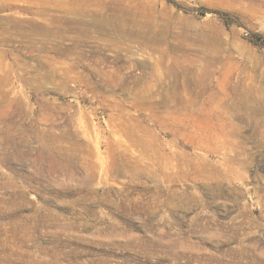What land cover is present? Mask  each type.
<instances>
[{
    "label": "rangeland",
    "instance_id": "obj_1",
    "mask_svg": "<svg viewBox=\"0 0 264 264\" xmlns=\"http://www.w3.org/2000/svg\"><path fill=\"white\" fill-rule=\"evenodd\" d=\"M134 2L145 30H163L189 68V80L181 75L176 89L140 37L117 39L122 26L104 33L91 24L79 39L63 27L60 34L26 33L28 21L38 19L34 10H65L0 0V264H264V0ZM155 65L157 77H149ZM205 66L212 85L203 88L196 80ZM99 70L125 79L112 88ZM139 77L156 94L151 105L135 104ZM241 81L254 83L251 95L263 113L231 120L219 98L227 101ZM168 90L179 93L177 105ZM111 95L147 131L133 119H111L114 102L104 100ZM176 108L177 118L170 117ZM162 118L181 120V128ZM124 122L156 148L133 145ZM223 132L242 140L239 157L233 141L222 146ZM116 139L131 144L134 159L120 169L106 160V141L118 145Z\"/></svg>",
    "mask_w": 264,
    "mask_h": 264
},
{
    "label": "bare ground",
    "instance_id": "obj_2",
    "mask_svg": "<svg viewBox=\"0 0 264 264\" xmlns=\"http://www.w3.org/2000/svg\"><path fill=\"white\" fill-rule=\"evenodd\" d=\"M31 1V0H30ZM32 1H35L36 0H32ZM41 4H44V6H47V5H52L54 7H59L60 9L62 8L64 11V13L62 14H55V13H51V12H45L43 10H39V9H36L34 10V14L37 15L38 19H31L29 20V29L25 30L26 33H32V34H37L39 35L38 33H40V31L43 32V30H45L46 32L45 33H49L50 35L51 34H56V33H61V31L59 30L60 27H63L64 28V31L67 30V32L70 34V36H72L73 38H83L84 36H89V27H91L90 25L92 24L94 27H96L97 29L103 31L104 33H106V31L109 29V31L115 29L117 27V25H119L120 27L122 26L123 30L121 31V34H119V37H117L118 40L120 41H123L126 43L127 41V38H126V34H130V35H137V37H140V38H137V40H139L138 42H140V45L141 48L144 50V51H152V52H157L158 53V63L162 64L166 73L168 75H171L174 77V87L173 89H176L177 86H179L180 82H181V78L180 76L182 75V77L185 79V81L183 82L184 84L189 80V76H188V67L186 66H183V63L185 62V60H182L180 59V57L178 55H176L173 50L171 49L170 45H169V42H167V39H163L162 37L166 38L164 35H162V31L157 34V33H154L155 31L152 30L150 31V28H148V30L146 31L145 28H144V25L143 23L141 24L142 20L138 19V16H137V12H135L134 10V4L135 2L133 3V0H38ZM39 4V3H38ZM145 4V3H144ZM143 5V4H141ZM0 6L1 3H0ZM138 6V5H137ZM145 7V5H143ZM147 6V5H146ZM155 8V6H154ZM151 9V8H150ZM140 11V10H139ZM146 11V10H145ZM141 12V11H140ZM147 12V11H146ZM145 13V15H147ZM141 14V13H140ZM139 14V15H140ZM35 15V16H36ZM149 15V14H148ZM87 16L89 17V19L87 18ZM150 17H151V14H150ZM149 17V18H150ZM152 18V17H151ZM147 20V19H146ZM15 22V25H17L18 28L20 27H23V22H21L20 20H14ZM28 24V23H27ZM148 24V23H147ZM150 24V23H149ZM25 25V24H24ZM131 28H134V29H131ZM111 29V30H110ZM22 32V31H21ZM157 32V31H156ZM23 30V34H26ZM75 34V35H72V34ZM44 34V33H43ZM58 34V35H59ZM65 34V32H64ZM5 36V34H3ZM172 35V34H171ZM178 35V34H177ZM65 36V35H64ZM63 36V38H64ZM68 36V34H67ZM118 36V35H117ZM185 36V35H184ZM7 37V36H6ZM53 37V35H52ZM49 38V36L47 37ZM170 38V37H169ZM142 39V40H141ZM111 43L112 40L110 39ZM169 41V40H168ZM131 42V41H130ZM113 46L116 45V43L112 44ZM129 45V44H128ZM149 45H154L153 48L149 47ZM33 46V45H32ZM175 46V45H173ZM172 46V48H173ZM41 49V48H40ZM81 55V54H80ZM181 55V54H180ZM82 56V55H81ZM201 65V64H200ZM152 67V66H151ZM154 67V71L155 72H151L149 74V77H153V78H156L157 76V66H153ZM159 70V69H158ZM98 71V69H97ZM210 71V67L209 66H205V68L202 69V71L200 72V74L197 76V80H196V84L200 87H205L207 85H212V84H209L211 83L210 82V75L211 73L209 72ZM51 72V71H50ZM55 73V72H54ZM191 73V72H190ZM66 74V73H65ZM100 74V77L101 78L100 80H102V84H107L108 86H111L112 88L118 84H120V82L125 79V77H123L122 75L120 74H116L117 77H109L106 72H104L103 70H99V73ZM224 74V73H223ZM228 74V73H227ZM52 76V75H51ZM67 76V75H66ZM225 76H226V73H225ZM136 78V77H135ZM68 79V78H67ZM167 79V78H166ZM69 80V79H68ZM83 82H85L86 84L88 85H92L93 82L90 81L88 78H86L84 75L81 79ZM138 82V86L141 85V87L138 89V92H136L134 94V99L135 101H137L135 104H137V106L142 103V104H146V102H149V105H151L153 103V98H155V95L154 93L151 92V89L149 88L150 85L147 83L146 84H143L142 85V82H143V78L139 77L137 78L136 80ZM157 81V80H156ZM159 81V79H158ZM154 82V81H153ZM224 82V81H223ZM124 83V82H122ZM218 84V83H217ZM152 85V84H151ZM128 86V85H127ZM149 86V87H148ZM220 85H218L219 87ZM130 87V86H129ZM148 87V88H147ZM212 87V86H211ZM221 87V86H220ZM226 87V86H225ZM202 88V89H203ZM208 88V87H207ZM131 89V88H130ZM179 89V88H178ZM183 89L184 91H186V87L183 86ZM217 89V88H216ZM225 89V88H224ZM232 89V96L228 99L227 98V101L225 100L226 98H219L220 100L223 99V103L224 105H226V107L228 109L231 108V112H230V118L231 119V115H234L236 117H239L241 119H247V117H252L253 118V115H257V114H261L263 113L262 112V106L259 105H255L254 104V101H253V96L251 95V92L254 90V83H251V84H248V85H245L244 81H241L239 84H236V85H233L231 87ZM205 90V89H204ZM222 90V89H221ZM170 92L168 93H171L172 95V92L171 90H168ZM207 91V90H206ZM205 92V91H204ZM231 93V92H230ZM184 94V93H183ZM203 94V93H202ZM170 95V101L173 102V103H176V105L179 103V99H180V96H179V93L177 92H173V95L171 97ZM228 96V95H227ZM226 96V97H227ZM131 97V96H130ZM162 97L164 98L163 101L167 104L168 103V100L166 99L167 96H165L164 94H162ZM197 97L194 96V97H189L190 101H195ZM105 99H108V100H111L112 102H114V109L115 111L112 112L110 114V118L111 119H116V118H121V121H123L125 118H129V119H133L135 121V123H137L136 125H139L140 126V130L143 132V131H147V128L146 126L143 124V126H141V120H138V119H134V117H131L130 113L126 112L124 109H121L123 107H118L116 106L118 104V102L120 103V101H118L114 95L111 97L110 96H104V100ZM122 100V99H121ZM213 100V99H212ZM127 101V100H126ZM200 101V100H199ZM219 101V100H218ZM184 102V101H183ZM117 103V104H116ZM214 103H215V100L213 103H211V106H214ZM113 104V103H111ZM148 105V104H147ZM148 105V108L151 110L152 109V106H149ZM202 105V104H201ZM216 105V103H215ZM140 106V105H139ZM179 106V105H178ZM209 106V105H208ZM203 107V106H201ZM218 107V106H217ZM182 108V107H181ZM180 108V109H181ZM220 108V107H219ZM222 108V107H221ZM44 109V108H43ZM154 109V108H153ZM213 109V108H210V110ZM149 110V111H150ZM182 110H185L182 108ZM220 110V109H219ZM249 110V111H248ZM157 111V110H156ZM159 111V110H158ZM157 111V112H158ZM186 111V110H185ZM170 112V111H169ZM173 113H175L174 115L170 116V117H173V116H177L176 112L178 113L179 111L177 110V108L175 110L172 111ZM171 112V113H172ZM204 112V111H203ZM213 112V111H212ZM226 112V111H225ZM41 113H43L41 111ZM217 113V111H216ZM222 113V112H220ZM219 113V114H220ZM44 114V113H43ZM213 114V113H212ZM218 114V116H219ZM264 114V113H263ZM158 115V114H157ZM187 115V113H186ZM216 115V114H215ZM224 116V114H222ZM183 116V115H182ZM193 116V115H192ZM199 116V114H198ZM39 116H37L38 118ZM149 117V115H148ZM169 117V114L166 118ZM180 117V116H178ZM184 117V116H183ZM186 117V116H185ZM184 117V118H185ZM200 117V116H199ZM201 117H204V116H201ZM152 118V116H151ZM173 118H177V117H173ZM208 118V117H207ZM211 119H213L214 117H210ZM209 118V119H210ZM55 119V118H54ZM164 118H162L160 121L163 125H167V124H172L178 128H181L179 123H181L180 121L178 122V120H171L169 121L168 119L167 120H163ZM181 119V118H180ZM189 119V118H188ZM41 120V119H40ZM200 120V119H199ZM207 120V119H206ZM215 120V118H214ZM217 120V118H216ZM219 120V119H218ZM232 120V119H231ZM186 121V119H185ZM204 121V120H202ZM209 121H212V120H209ZM208 121V122H209ZM229 121V120H227ZM263 121V120H262ZM55 122V121H54ZM201 122V121H200ZM215 121H213V124ZM220 122V121H218ZM186 123V122H185ZM184 123V125H186ZM189 123V122H188ZM187 123V124H188ZM211 123V122H209ZM222 123V124H221ZM220 125L224 126L223 125V122H221ZM200 124V123H199ZM203 124V123H202ZM217 124V123H216ZM215 124V125H216ZM219 124V123H218ZM230 124L234 125V123H232V121H230ZM258 124V123H257ZM193 126L194 125V122L193 124H191L190 122V126ZM205 125V123L203 124ZM210 125V124H209ZM219 125V126H220ZM256 125V123H255ZM259 125H262V124H259ZM258 125V126H259ZM212 126V125H211ZM237 126V124H236ZM235 126V127H236ZM186 127V126H185ZM195 127V126H194ZM205 128V126H203ZM208 127V126H207ZM213 127V126H212ZM232 127V126H231ZM260 127V126H259ZM188 128V127H187ZM190 128V127H189ZM203 128V129H204ZM215 128V127H214ZM217 128V127H216ZM245 128V127H244ZM122 129L123 131L129 136L131 137V139L133 140V145L135 146H139L141 150L143 151H146L147 149H150V151H152L154 148L155 145H154V142L151 141L149 143H147L145 140H143V138H141L140 136H142V134L140 133V136L133 130V127L128 125L126 122L122 123ZM177 129V128H176ZM185 129V128H184ZM199 129H202L201 127V124H200V127ZM198 129V130H199ZM207 129V128H206ZM213 129V128H212ZM220 129H222L220 127ZM219 129V130H220ZM225 129V127H224ZM229 129V128H228ZM232 129V128H231ZM234 130L235 129H239L238 127L237 128H233ZM232 129V130H233ZM254 129V128H253ZM259 129V128H258ZM136 130V129H135ZM138 130V131H140ZM188 130H191V129H188ZM197 130V128H196ZM211 130V129H209ZM208 130V131H209ZM216 130V129H215ZM226 130V129H225ZM233 130V131H234ZM183 131V130H181ZM206 131V130H204ZM207 131V132H208ZM222 131V130H221ZM237 131V130H236ZM235 131V132H236ZM77 132V131H76ZM195 132V131H193ZM198 132V131H197ZM211 132V131H210ZM255 132V131H254ZM212 133V132H211ZM214 133V131H213ZM217 133V132H216ZM221 133V132H220ZM224 133V132H223ZM242 133V132H241ZM178 134V133H176ZM198 134V133H197ZM203 134V133H202ZM200 134V135H202ZM219 134V133H218ZM226 134V137L230 136L231 134L229 132H226L224 133ZM150 135L154 136V134L150 131ZM189 135V134H187ZM212 135V134H211ZM214 135V134H213ZM184 136V135H183ZM204 136V134H203ZM209 136V134H208ZM218 136V135H217ZM216 136V137H217ZM225 136V135H224ZM155 137V136H154ZM188 137V136H186ZM191 138V136H189ZM197 137V136H195ZM206 137V136H205ZM215 137V136H214ZM219 137V136H218ZM225 137V138H226ZM198 138V137H197ZM210 138V137H209ZM76 139V138H74ZM211 139V138H210ZM215 139V138H214ZM220 139V137H219ZM223 139V138H222ZM83 140V139H82ZM138 140V142H137ZM154 140V139H153ZM193 140V139H192ZM196 140V139H195ZM194 140V142H195ZM202 140V139H200ZM204 140V139H203ZM202 140V141H203ZM218 141V139H215ZM221 140V139H220ZM68 141V140H67ZM118 145H115V144H112L111 146L109 145V140L106 141V144H107V152H108V156H106V160L108 159L111 164H113L117 169H120L122 166H125V165H128V163H130L131 160H134L132 157L133 155L130 154V147L131 144L129 145H123V143L121 141H119V139H116L115 140ZM157 141V140H156ZM198 141V140H197ZM233 143L235 144L236 143V155L239 157L241 154H242V148L239 149V145H241L242 147V140H238V139H233L231 137H228L227 140H224V142L222 141V143H224L222 146H224V148L226 147L227 148V142L230 144V143ZM162 143V141H160ZM199 142V141H198ZM204 142V141H203ZM208 142V141H206ZM215 142V141H214ZM72 143V142H71ZM90 141H88V145H90ZM200 143V142H199ZM198 143V144H199ZM205 143V142H204ZM216 143V142H215ZM81 144L80 142H77L76 145L78 147H81ZM86 144V143H85ZM194 144V143H193ZM207 144V143H206ZM205 144V146H206ZM219 144V143H218ZM217 144V145H218ZM73 145V144H72ZM212 145V144H211ZM75 146V145H74ZM86 146V145H85ZM158 146V145H157ZM161 146V144L158 146V148ZM201 145L199 144V147ZM204 146V145H203ZM210 146V145H208ZM64 147V146H63ZM92 147V146H91ZM90 147V148H91ZM154 147V148H153ZM197 147V146H196ZM198 147V148H199ZM202 147V146H201ZM211 147V146H210ZM209 147V148H210ZM89 148V149H90ZM205 148V147H204ZM207 148V147H206ZM218 148V147H217ZM244 148V147H243ZM49 149V148H48ZM66 149V148H65ZM86 149V148H85ZM162 149V147H161ZM212 149V148H211ZM51 150V148H50ZM166 150V149H165ZM165 150H164V153H165ZM210 150V149H209ZM226 150V149H225ZM55 151V150H54ZM70 151V149H69ZM72 151V150H71ZM76 151V150H75ZM96 151V150H95ZM100 151V149H99ZM98 151V152H99ZM208 151V150H207ZM50 152V151H49ZM142 152V151H141ZM156 152V151H155ZM162 153V152H161ZM197 153V152H196ZM203 153V152H201ZM213 153V152H212ZM89 154V153H87ZM157 154V153H156ZM155 154V155H156ZM167 154V153H166ZM168 154H170L168 152ZM224 154V152H223ZM226 154V153H225ZM71 155V154H70ZM199 154H197L198 156ZM88 156V155H87ZM159 156H160V153H159ZM165 156V155H163ZM172 156V155H171ZM195 156V155H194ZM168 156H166L167 158ZM173 157V156H172ZM228 157V158H227ZM226 158L228 159V161L230 163H234L235 164V161H236V157H231V156H227ZM84 158V157H83ZM96 158V157H95ZM158 158V157H157ZM162 158V157H161ZM160 158V159H161ZM175 158V156H174ZM172 158V159H174ZM196 158V157H195ZM201 158V160L204 158H202L201 156L199 157ZM210 158V157H209ZM207 158V159H209ZM225 158V159H226ZM97 159V158H96ZM143 159V158H142ZM159 159V160H160ZM164 159V158H163ZM168 159V158H167ZM179 159V158H178ZM198 159V158H196ZM212 159V158H211ZM240 159V158H238ZM78 160V159H76ZM85 160H87V158H85ZM105 160V161H106ZM203 160H206V159H203ZM98 161V160H97ZM165 161V160H164ZM193 161V160H192ZM192 161L190 164H192ZM211 161V160H210ZM73 162V161H72ZM108 162V161H107ZM160 163L161 160L159 161ZM168 162L167 160L165 161V163ZM189 162V161H188ZM226 162V161H225ZM81 163V162H80ZM83 163V162H82ZM81 163V164H82ZM109 163V162H108ZM207 163V162H206ZM86 164V163H85ZM91 164H95V163H91ZM178 164V162H177ZM65 165V164H64ZM98 165V164H97ZM160 166V165H158ZM196 166V165H195ZM228 166V165H227ZM213 167V166H212ZM228 168V167H227ZM230 168V167H229ZM194 169V168H193Z\"/></svg>",
    "mask_w": 264,
    "mask_h": 264
}]
</instances>
